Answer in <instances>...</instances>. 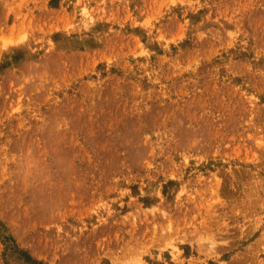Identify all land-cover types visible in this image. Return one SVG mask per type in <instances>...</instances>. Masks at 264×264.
Here are the masks:
<instances>
[{
    "label": "rangeland",
    "instance_id": "obj_1",
    "mask_svg": "<svg viewBox=\"0 0 264 264\" xmlns=\"http://www.w3.org/2000/svg\"><path fill=\"white\" fill-rule=\"evenodd\" d=\"M0 222V264H264V0H0Z\"/></svg>",
    "mask_w": 264,
    "mask_h": 264
},
{
    "label": "trees",
    "instance_id": "obj_2",
    "mask_svg": "<svg viewBox=\"0 0 264 264\" xmlns=\"http://www.w3.org/2000/svg\"><path fill=\"white\" fill-rule=\"evenodd\" d=\"M0 238L5 245V251H4L5 256H7V254L20 252V251H18V248H17L12 236L5 232V229L2 226L1 222H0ZM26 257L28 258V256H26Z\"/></svg>",
    "mask_w": 264,
    "mask_h": 264
}]
</instances>
